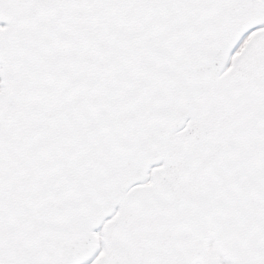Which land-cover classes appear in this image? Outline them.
Segmentation results:
<instances>
[{
	"label": "snow or ice",
	"instance_id": "6c2138e0",
	"mask_svg": "<svg viewBox=\"0 0 264 264\" xmlns=\"http://www.w3.org/2000/svg\"><path fill=\"white\" fill-rule=\"evenodd\" d=\"M0 264H264V0H0Z\"/></svg>",
	"mask_w": 264,
	"mask_h": 264
}]
</instances>
